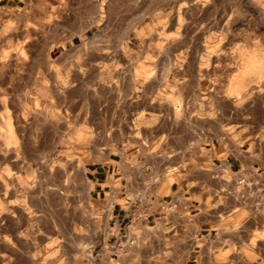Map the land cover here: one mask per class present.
<instances>
[{
    "label": "rangeland",
    "instance_id": "obj_1",
    "mask_svg": "<svg viewBox=\"0 0 264 264\" xmlns=\"http://www.w3.org/2000/svg\"><path fill=\"white\" fill-rule=\"evenodd\" d=\"M63 1L76 5L56 12L32 1L18 17L0 9V160L11 164L0 180L15 176L19 197L41 190L51 197L48 207L70 212L72 193L88 190L77 165L94 155L87 150L97 140L92 122L109 116L113 133L121 116L128 129L139 127L151 113L136 115L135 99L167 97L176 117L194 119L204 97L208 119L231 115L236 127L249 124L243 133L264 138V0ZM117 47L127 50L114 61ZM66 49L72 55L57 56ZM116 140L111 134L112 147ZM37 143L47 150H22ZM121 187L132 209L136 191H152L149 184ZM59 191L63 199H53ZM257 191L263 194L239 185L232 211H220V229L194 264H264Z\"/></svg>",
    "mask_w": 264,
    "mask_h": 264
},
{
    "label": "crops",
    "instance_id": "obj_2",
    "mask_svg": "<svg viewBox=\"0 0 264 264\" xmlns=\"http://www.w3.org/2000/svg\"><path fill=\"white\" fill-rule=\"evenodd\" d=\"M32 1L56 12L67 4L63 0H0V9L18 17ZM67 5L76 4L69 1ZM126 50L115 48L114 61ZM71 51L57 56L72 55ZM25 85L24 94H31ZM199 99L194 119L176 117L175 101L153 97L135 99L136 115L151 113L140 119L139 127L128 129L118 116L112 133L109 116L101 123L94 120L92 135L97 140L87 149L94 155L77 165L88 190L72 193L75 202L70 212L64 213L62 204L48 207L51 197L41 190L25 192L28 202H22L24 198L14 191L15 176H3L0 264L201 263L202 249L220 229V211H232L239 185L261 190L263 194L254 193L264 197V138L243 133L249 124L236 127L231 115L224 120L214 113L216 117L209 114L208 119V102ZM111 134L117 136L114 147ZM22 150L47 148L37 143ZM112 152H118L117 160ZM10 165L0 160V169ZM130 167L136 169L135 175L127 171ZM112 184L119 187L112 189ZM122 184H149L152 191H136L138 203L132 209L130 193ZM52 196L63 199L61 191Z\"/></svg>",
    "mask_w": 264,
    "mask_h": 264
}]
</instances>
